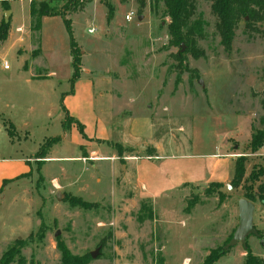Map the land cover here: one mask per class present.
<instances>
[{"label":"rangeland","instance_id":"374dc122","mask_svg":"<svg viewBox=\"0 0 264 264\" xmlns=\"http://www.w3.org/2000/svg\"><path fill=\"white\" fill-rule=\"evenodd\" d=\"M60 2L76 9L66 18L80 70L94 82L95 110L108 116L114 135L96 141L97 153L74 144L64 128L71 123L64 122L59 107L71 89L72 73L70 36L62 17H42L34 32L28 2L10 3L12 30L22 24L23 40L39 51L34 55V48L11 40L0 43V165L8 158L31 159L27 173L0 187V259L20 243L19 254L5 264H61L60 243L72 255L86 256V264H201L236 229L237 201L251 172L253 193L261 185L264 195V147L254 153L247 148L252 128L264 115V33L244 31L240 24L226 51L209 1L199 0L205 37L196 45L204 55L184 53L179 61L178 48L169 44L168 18L150 10L154 0ZM6 6L0 5V23ZM25 65L44 81L36 87L26 84ZM49 72L54 76L46 77ZM8 116L18 123L12 138L2 120ZM130 119L139 139L129 131ZM24 122L27 126L21 127ZM226 140L229 152L245 158V175L238 187L227 183L232 188L221 199L211 185L156 198L138 196L130 161L143 157L134 168L136 178L138 172L145 174L157 180L154 189H163L168 183L160 179L166 170L172 175L178 167L175 174L183 178L186 168H200L205 154ZM45 141L51 146L42 157L37 154ZM139 144L145 150L139 151ZM52 149L53 159L48 157ZM160 154L171 157H150ZM254 205V229L264 234V202L256 198ZM260 240L250 234L245 246L264 259ZM245 246L238 242L215 264H242Z\"/></svg>","mask_w":264,"mask_h":264},{"label":"trees","instance_id":"16d2710c","mask_svg":"<svg viewBox=\"0 0 264 264\" xmlns=\"http://www.w3.org/2000/svg\"><path fill=\"white\" fill-rule=\"evenodd\" d=\"M61 0H31L29 3V15L31 19V29L34 32L39 31L40 22L43 16H61L66 27V30L70 36V55L72 58V73L69 78L71 85L79 77L80 70V58L77 56L76 44L73 41L71 34L70 20L66 18L67 12L75 11L70 10L66 4H61ZM209 10L211 15L215 18L214 29L216 34L220 38V43L226 51H229L232 45V41L235 36V32L239 25L242 24L244 31H251L262 34L264 33V0H208ZM199 0H154V4L151 5L150 10L154 14L160 12L163 18H168L167 21V35L169 37V44L178 48L175 57L180 61L184 53H190L194 58H198L204 55L202 49L197 47V40H201L205 37L204 34V20L199 12H197ZM83 5H79L78 8H82ZM9 9L6 6L5 9ZM9 28V20L7 22L4 19L0 23V43L7 37ZM181 44L183 45V51H181ZM38 49L33 52L37 55ZM264 110V103H263ZM64 122H73L64 109ZM3 124L6 127L7 133L10 138L14 136V126L11 122L2 117ZM65 124V123H64ZM69 125H65L67 130ZM76 127L82 137L85 138L83 133V127L80 123L76 122ZM50 142L45 141L42 143L41 148L37 155L44 156L47 149L50 147ZM264 147V115L259 118V127H253L250 134L247 148L252 152H257ZM151 157V156H150ZM236 160L233 164V175L230 180V184L233 187H238L245 175V158L242 156L235 157ZM29 164V163H28ZM254 176L253 172L247 177L249 182L248 187L243 186V194L241 198H245L251 202H255L257 198L259 201L264 202L263 187L257 186L258 193H253L254 188ZM8 181L4 180L2 186ZM211 186L215 188L216 194L221 199L223 194L218 192L222 184L211 183ZM259 233V232H258ZM232 235V234H231ZM228 238V240L231 238ZM261 235V234H260ZM227 240V241H228ZM222 247H216L210 249L207 255L204 257L201 264H215L218 259L223 256L228 250H223ZM19 243V242H17ZM58 247L61 253V264H86V256L77 257L72 255L69 250L63 245L58 243ZM20 243L9 247L0 259L1 264L13 261L14 257L19 254ZM242 264H264V259L253 255L249 248L245 246V256Z\"/></svg>","mask_w":264,"mask_h":264},{"label":"crops","instance_id":"0c3cea01","mask_svg":"<svg viewBox=\"0 0 264 264\" xmlns=\"http://www.w3.org/2000/svg\"><path fill=\"white\" fill-rule=\"evenodd\" d=\"M16 0H0V5H7L9 7L8 10V20H9V28L6 39L1 42L3 44L4 42L11 40L12 44H17L20 46L25 45L27 47L36 48L35 45L29 42L23 40V37L21 35V32L16 31L17 27L25 28L22 24H18L14 27L12 30L11 21L13 20V13L12 9L10 8V3L14 2ZM18 2H22L24 0H17ZM28 2V15H29V3L31 0H26ZM4 10V9H2ZM16 11H21L20 8H16ZM47 17V16H43ZM54 17V16H52ZM30 18V15H29ZM4 19V16H3ZM17 20V18H16ZM24 41V42H23ZM23 42V43H21ZM25 69H27L28 77L25 79L26 84L34 85L37 82L44 81L45 77H39L36 74L32 72L31 66L28 67L27 65L23 66ZM4 68V67H3ZM4 70H9L8 68H4ZM83 75H88V72L81 71L79 77L73 82L71 85V89L67 92H64L61 100H60V110L64 109L68 117L73 121L71 122V126H69V130H66V132H69L73 136V142L77 146H87V148L91 149V153H97V149L94 148V144L98 140H108L114 133H112V126L110 119L108 116L103 115L100 111L96 112L95 110V101L96 97L94 95V82L90 80V78L83 77ZM46 77L48 76H54L53 72H49L45 74ZM35 86V85H34ZM36 87V86H35ZM9 101H5V106L7 107L9 104H6ZM101 101H99L100 104ZM13 105V104H12ZM101 105V104H100ZM48 114H50L48 112ZM62 115L64 116V113L62 111ZM9 119L7 120L11 122L14 126V129L16 131V128H18L17 122H12L10 120V116H8ZM76 122L80 123L83 127V133L85 135V138H83L79 133L76 136V132H78L76 127ZM61 126V123H59ZM21 125V124H20ZM27 126V123L24 122L21 127ZM151 126V124H150ZM151 128V127H150ZM129 131L134 138H138L139 136L136 134L135 130L133 129V126L131 124V119L129 123ZM66 135L62 136V139H64ZM12 142V141H11ZM226 142H223L222 145H216L214 149L209 152L208 154H205V160L203 161L200 168L194 167L192 165L188 169V173L183 176V178L175 172L178 170V167H174L171 171L173 172L172 175L170 174L169 170H166L164 172L163 178L160 179L161 181H164L167 184L166 187L163 189H159V185L156 189H154V185L157 183L156 179H152L148 177L145 174L139 175L140 173H137V178L135 176V167L136 164H139V160L143 157L136 158L132 161H130V166L133 168V181L137 188L138 196L141 199L142 194L145 193V195H152L157 196L170 194V192L174 190H180L184 189L185 187L189 186H203V185H210L211 183H219V184H227L230 182L232 175H233V164H234V158L237 157V154L233 151L229 152L227 150ZM13 143H11V146ZM55 149H52L48 155L51 159ZM187 156V155H181V157ZM153 159H165L169 160L168 155H156L151 156ZM146 158V157H144ZM149 158V157H147ZM186 158V157H184ZM183 158V159H184ZM28 161H31L30 156H27L26 158H8L5 159L2 165H0V187L2 186V183L4 180H10L18 175L27 173L30 169V164H28ZM165 162L170 161H163L161 164L163 165ZM28 164V165H27ZM166 165V164H164ZM179 165L183 166L181 163ZM139 166H141L139 164ZM181 168V167H180ZM182 169V168H181ZM130 174V173H129ZM128 175V174H126ZM173 178V179H172ZM148 199V198H147ZM153 198L151 202L153 203ZM242 257L245 255V250L241 252Z\"/></svg>","mask_w":264,"mask_h":264},{"label":"water","instance_id":"95a60500","mask_svg":"<svg viewBox=\"0 0 264 264\" xmlns=\"http://www.w3.org/2000/svg\"><path fill=\"white\" fill-rule=\"evenodd\" d=\"M8 14L9 11L5 10L4 14V21H8ZM140 19V17H139ZM181 51H183V45L181 44ZM137 149L139 151L145 150V147L141 144L137 145ZM232 188L228 184L222 185L218 192L224 193L226 189ZM62 195L59 192L55 193V198L57 200H60ZM255 205L253 202L245 199V198H239L237 201V210H238V225L234 232L231 235V238L227 241V243L223 246V250H228L230 247L234 246L238 242L242 243L245 246V240L248 237V235L253 234L257 237L260 236V234L254 229L253 226V213H254ZM57 235V233H56ZM262 243V241H261ZM98 253V249L94 250L90 253V256L94 258L96 254Z\"/></svg>","mask_w":264,"mask_h":264},{"label":"built area","instance_id":"2783aa9c","mask_svg":"<svg viewBox=\"0 0 264 264\" xmlns=\"http://www.w3.org/2000/svg\"><path fill=\"white\" fill-rule=\"evenodd\" d=\"M124 18H125L126 21H130V20H131V14H126ZM16 31H18V32H22V27H17V28H16ZM93 31H94V29H89V30H88L89 33H92ZM3 67H4V68H8L7 65H4ZM237 156H238V155H237ZM259 237H260V239H261L260 241H262V243L264 244V234H261Z\"/></svg>","mask_w":264,"mask_h":264}]
</instances>
